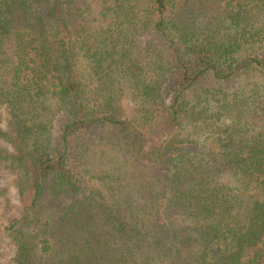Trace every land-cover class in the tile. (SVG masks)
<instances>
[{"label":"trees","instance_id":"obj_1","mask_svg":"<svg viewBox=\"0 0 264 264\" xmlns=\"http://www.w3.org/2000/svg\"><path fill=\"white\" fill-rule=\"evenodd\" d=\"M220 1L231 26L198 35L175 0H0V177L11 172L21 204L0 235L16 264H264V87L241 99L230 86L264 72V28ZM201 98L231 119L207 124L204 146L181 137ZM97 128L128 131L146 152L157 186L143 219L84 189L86 149L109 135Z\"/></svg>","mask_w":264,"mask_h":264},{"label":"rangeland","instance_id":"obj_2","mask_svg":"<svg viewBox=\"0 0 264 264\" xmlns=\"http://www.w3.org/2000/svg\"><path fill=\"white\" fill-rule=\"evenodd\" d=\"M175 1L176 7L174 9L181 8L182 12L185 13L190 32L196 31L200 35L203 30H208L207 26L212 22H219L221 26L224 25L223 28L231 26L230 20H227V8L220 0ZM235 2L236 5L238 2L242 4L237 6V10L240 8L239 10L247 12L243 13L247 15L241 16V20L242 22L246 21L249 30L264 28V0H235ZM77 72L85 85L86 93L95 100L94 102L102 101L103 98L99 93L96 80L89 73L83 58L79 59ZM230 86L238 92L237 94L241 99L245 97L251 99L250 97L255 89L258 90V88L264 87V72H245L236 77ZM199 102L201 104L195 109L199 114L196 116L190 114L186 118L182 126L181 137L186 139L189 144L211 145V130H207L206 125L210 124L212 127L224 125L231 119L222 113H220V116H215L219 112L217 111V108H219L217 103L210 101L206 104L207 99L205 98H201ZM122 106V112L126 115H131V110L135 109V105L128 98H123ZM3 118L2 129L6 130L9 128L8 124L10 123L6 112L3 114ZM94 131L90 135L94 136L97 132L104 133L106 131L109 132V135L106 138L107 141L101 143H99V140L90 141V146L86 149L85 161L89 174L84 189L100 188L109 203L113 205L120 204L121 207L128 210L130 215L135 216L137 212V218L143 219L144 216H140V210H145L146 207H151L154 204V189L157 186L153 180L154 177L146 152H140L137 149L138 147L132 144L134 138L130 137L131 134L128 131L107 128H97ZM2 146L11 154L13 153L14 150L10 143L3 141ZM118 172L121 175L120 178H118ZM216 180L234 188L237 185L236 177L229 173L220 174ZM0 189L3 190L4 194L0 200V228L3 229L9 224L11 218L19 217L21 212L19 193L13 183L11 172H1ZM15 252L16 249L9 238L3 234L0 235V263L16 264Z\"/></svg>","mask_w":264,"mask_h":264}]
</instances>
